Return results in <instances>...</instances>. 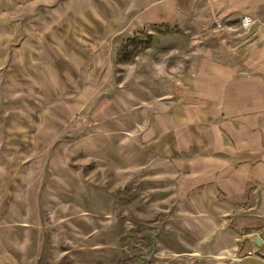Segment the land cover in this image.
Returning a JSON list of instances; mask_svg holds the SVG:
<instances>
[{
	"label": "rangeland",
	"instance_id": "rangeland-1",
	"mask_svg": "<svg viewBox=\"0 0 264 264\" xmlns=\"http://www.w3.org/2000/svg\"><path fill=\"white\" fill-rule=\"evenodd\" d=\"M97 2L0 0V264H264L177 218L141 139L195 31L106 43Z\"/></svg>",
	"mask_w": 264,
	"mask_h": 264
},
{
	"label": "crops",
	"instance_id": "crops-1",
	"mask_svg": "<svg viewBox=\"0 0 264 264\" xmlns=\"http://www.w3.org/2000/svg\"><path fill=\"white\" fill-rule=\"evenodd\" d=\"M97 1L106 43L147 27L195 31L191 68L175 81L158 73L166 83L141 139L148 162L170 172L192 233L227 235L219 251L264 258V0Z\"/></svg>",
	"mask_w": 264,
	"mask_h": 264
},
{
	"label": "built area",
	"instance_id": "built-area-1",
	"mask_svg": "<svg viewBox=\"0 0 264 264\" xmlns=\"http://www.w3.org/2000/svg\"><path fill=\"white\" fill-rule=\"evenodd\" d=\"M252 25H253V21L250 17H243L241 19V28L244 30V31H249L251 28H252ZM256 253H248V256H253L255 255Z\"/></svg>",
	"mask_w": 264,
	"mask_h": 264
}]
</instances>
